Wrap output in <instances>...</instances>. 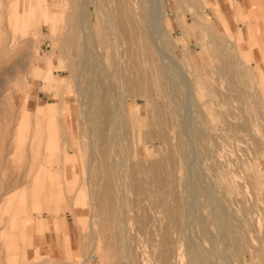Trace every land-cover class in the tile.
Returning <instances> with one entry per match:
<instances>
[{
	"label": "rangeland",
	"instance_id": "rangeland-1",
	"mask_svg": "<svg viewBox=\"0 0 264 264\" xmlns=\"http://www.w3.org/2000/svg\"><path fill=\"white\" fill-rule=\"evenodd\" d=\"M11 1L0 0V160L8 154V165L1 166L0 163V176L6 179L4 189L0 190L3 194L0 198V264H57L56 258L43 256L34 250L31 237L26 246L23 244L20 239L22 219L27 224V227L25 224L22 228H27L28 236H33V222L39 217L44 219L52 216L55 221L64 223L61 214L66 212L70 213L71 221L79 234V241L72 247L78 250L77 254L71 257L68 252L63 253L70 264H82L86 259H89L88 264H124L114 251L109 250V240L101 234V218L91 217L92 210L89 205L77 207L75 216L70 211L74 193L67 192L66 195L60 167H48L46 177L51 187L63 195L65 201L62 206L52 201L49 209L43 210L42 213L28 212L30 202L25 183L32 175H27L29 155L24 163L16 162V128L25 113L24 136L27 135L29 143L33 142L37 146L42 143L40 148L43 151L48 133L36 131L33 117L36 107L31 108L28 105V96L32 92L38 93L42 90L53 92L58 97L62 111L57 113L56 117L50 110V113L40 117L39 126L51 124L54 131L58 130L60 133V119L65 131L64 138L75 147L78 146L77 138L81 134L80 96L75 90L77 85L72 73L76 72V69L79 70L83 60L72 41L73 34L65 41L63 38L54 41L50 24L38 23L42 16V5H38L37 11H34L29 19L30 25L26 26L27 12L36 0H24V11L22 8L19 10L21 16L18 25L13 18L10 19V10H15ZM61 1L65 0H46V4H53L58 8ZM156 4L158 5L155 1L148 3L152 12L147 14L148 21H144L142 25L153 30L164 25L170 38L178 45L169 52L172 59H169L168 63L176 69L178 75L188 76L195 84L189 91H184L180 104L164 88V78L156 80L150 91L145 85L137 88V91L134 89L125 92V110L129 100L133 113L129 116L131 123L127 125L124 135L135 148V155L146 167L156 161L163 163L170 183L162 189L160 194L164 197L157 206L151 204L150 196L135 194V189L129 181V184L125 185L126 190L124 189L126 201L128 198V204L125 201L127 213L124 217L131 221V227L135 225L136 228L139 224L137 212L143 207L156 206L162 217H165L163 225L170 231L173 239V246L169 251L172 263L188 264L189 242H200L199 245H202L203 249H212L210 235L216 236L218 233L214 218L222 215L221 218L233 216L241 226L243 225L238 228L243 233L241 246L232 247L220 242L217 248L228 250L231 257L229 264H264V75L258 74L264 71L263 56L258 59L250 53L241 35L239 37L226 27H216L202 10L207 5L199 0H165L164 20L159 16ZM91 9L93 11L90 14V22L94 25L96 33L100 34L97 12L93 6ZM68 13L69 9L66 14ZM67 15L63 16L60 24H67ZM74 35L82 38L80 27L76 28ZM12 40H17V43L10 44ZM119 40L124 52V68L134 74H152L159 71L157 68L161 67L157 59L150 58L140 48L133 53L127 52L126 42L122 37ZM42 57L46 59L48 66L54 68L55 78L51 82H46L35 72ZM187 94L189 98L191 95V100L186 97ZM45 104L48 109L51 105L56 106L57 101ZM178 108L183 110L184 125L177 121ZM196 130L201 132L200 138L195 136ZM67 140H64L63 148L66 150V161L71 165L68 177L73 178L78 172L81 181L77 187L87 192L86 173L78 163L76 165L73 162L77 154L75 150L67 147ZM81 163L84 167L83 158ZM197 180H203L205 187L207 186L203 193L192 189V182ZM186 189L192 191H188V197ZM41 197L38 193V202ZM53 198L54 194L52 200ZM60 206L61 211L54 215L55 209ZM187 206L191 210L189 214L193 213L194 217L185 213ZM38 208H35V212H38ZM171 209H175V212H170ZM26 213L31 217L21 219V215ZM196 214L206 218L207 232L195 222ZM190 217H193L192 221H189ZM112 231V228L108 229L105 234L109 236ZM139 236L140 246L136 245L140 256L139 263L160 264L161 249H165L160 245L159 236L157 239L155 235L143 232ZM96 243L97 249L94 248Z\"/></svg>",
	"mask_w": 264,
	"mask_h": 264
},
{
	"label": "bare ground",
	"instance_id": "bare-ground-1",
	"mask_svg": "<svg viewBox=\"0 0 264 264\" xmlns=\"http://www.w3.org/2000/svg\"><path fill=\"white\" fill-rule=\"evenodd\" d=\"M12 1V8L15 10H12L14 13L10 10L12 13L10 19L13 18L14 22L16 21L15 23L17 24L18 19L21 16V11L19 10L22 8L24 11L23 3L26 1ZM65 1H67V3ZM65 1H61L57 8L53 4L48 6L46 4V0H36L33 7H31V9L29 8L30 10L27 12L28 20L25 22L27 26L29 24L28 22L30 17H32V13L37 11L38 5H42L43 10L40 12L42 16L38 23L48 22L50 24L51 36L54 41L62 38V40L65 41L67 40V37H71L73 34L74 38L72 41L83 60L80 64L79 70L77 71L76 69V72L73 71L72 73L77 85V89L75 90H77L79 93L78 95L80 96L79 110L81 113V134L77 138L79 140L78 146L76 144L77 147H75L72 142L67 140L66 137L64 138L63 133L65 134V131L63 130V125L59 116L60 133L58 130L55 132L51 124H48V126L46 124L44 127H40L39 119L41 116L47 115L51 112L50 110H52L54 116L56 115L57 117V113H61L62 108L59 101H57L56 106H52L50 104L51 107L48 109H46L45 103L38 104L35 106L36 111L33 114V117L35 118V129L40 133H48L46 146L42 151L40 148L42 143H39L40 145L38 144V146L33 142L29 143L27 135L26 137L24 136L23 119L25 117V113L22 115V118L18 123V127L16 128L17 136L15 138L14 148H16V162L18 163H24L27 159V155H29L27 175H32V178H30V176V180H27L25 183V186L28 188V198L30 202V211L28 210V212H33L35 214L42 213L43 210L49 209L52 201L57 202L62 206V202L65 201L63 195L61 193H57L51 187V184L47 181L46 177V170L48 167L58 166L62 170L64 191L66 195L74 193L73 203L70 208L72 214L75 216L77 207L89 205L92 210L91 217L101 218V234H104V236L109 240V250L111 249L114 251V253L124 261V264H140V256L137 252L138 249L136 245H138V247L140 246L138 244L140 241L139 234L142 232L146 234H153L156 238L159 236L160 245L165 249L163 250L159 246L162 250L159 263L173 264L169 252L170 247L173 246V239L170 231L164 227L165 225H163V219L165 217H162V213L155 208L156 206L151 208L143 207L141 210L139 208V212L136 211L139 213V224L136 228H134L135 225L134 227H131V221L125 219L124 217V214L127 213L125 212V185H127L129 181V183L133 186L132 188L135 189L134 193H137L138 195L142 194V197H144L143 194H146V197L150 196L152 198L151 204L153 205H157L162 201L164 195L162 196L160 193L162 189L168 187L170 183L168 180V172L166 173L164 170L162 165L163 163L156 161L152 162L149 167H146L140 161L138 156L135 155V148L129 143L128 139L124 135L127 125L131 123L129 116H132L133 113L131 110V102L129 100L127 102L128 108L125 110V92L134 89L137 91V88L140 89L145 85L147 86L148 91H150L153 89V85L156 80L164 78V88L177 101V103L180 104V99L182 98L184 91H189L190 87L195 84H193V80L188 76L178 75L176 69L168 63V60L172 59L169 52L176 49L178 45L172 38H170L164 25L162 24L154 30L149 26L143 27L142 25L144 21H148L146 17L147 14L152 12L150 11V9L152 10V7L149 8L150 4L148 5L149 2L155 1L158 3V5L156 4L158 6L156 8L160 13L159 16L161 18L163 17L164 20L165 0ZM199 1L206 5L208 4L207 0ZM91 6H93L94 11H96L98 15L100 34L96 33L94 25L90 22V14L93 11ZM155 6L153 7L155 8ZM67 9H69L68 15L66 14ZM65 15H67V20L65 21L67 24L62 25L60 22L63 20V16ZM79 27L80 31H82V38L80 39L74 35L76 28L79 29ZM157 29L158 31H156ZM155 32L157 33L155 34ZM121 37L127 44V52L133 53L140 48L144 50L150 58L157 59L161 67L159 69L157 68L159 71L152 74L151 72L150 74L145 72H138L137 74H134L133 72L128 71L127 68H124L122 63L124 52L123 49H121V43L119 40ZM13 40L10 41L12 42L10 43L12 45L15 42L17 43V40ZM69 41L71 40L69 39ZM9 45L6 46L7 49L9 48ZM168 65L170 67L169 69ZM35 72L44 78L46 82H51L55 78L54 68L48 66L44 57L40 59ZM60 93L61 95L64 94L61 89ZM186 97L189 98V95L187 94ZM189 99L191 100V95ZM182 111L183 110L180 108L176 110L177 121L184 125L182 120ZM6 129L8 130L7 126ZM36 131L33 133L34 137L36 136ZM195 136L200 138L201 132L196 130ZM42 139L44 138L42 137ZM64 140H67V147L69 146L68 148L75 150L77 154L73 162H75L76 165L78 163V165L82 167V171L86 173L85 182L88 193L85 189L77 187L81 181L78 172H76V175L73 176V178L68 177L69 171H71V165L66 161V150L63 148L65 144ZM7 155L1 158V166L8 165ZM81 158L84 159V167L82 166ZM145 162V164H147V161ZM4 179V177L0 176V190L5 187L6 179ZM203 180L192 182V189H194V191L197 190L196 192L203 193L207 187H205ZM188 184H190V182ZM51 188L52 192H50ZM212 188L213 187H211V190ZM190 189H186L187 197L192 192V189ZM188 191L191 192L189 193ZM38 193L42 196L40 202L37 201ZM52 194H54L53 200ZM2 195L3 194L0 193V198ZM87 196L88 200H86ZM139 200L140 199H138V201ZM147 200L149 199L147 198ZM127 202L128 198L126 204H128ZM37 206L39 207V210L38 212H35V208L37 209ZM61 206L59 209H55L53 214L57 215L62 209ZM188 206L184 209L185 213L188 214V216H193V213L189 214L191 210ZM170 212H175V209H171ZM215 212L216 211L214 210V213ZM27 215V213L25 215H21L20 218L22 219ZM193 217H190L189 221H192L191 219ZM221 217H223V215ZM221 217L219 216L214 218L218 233L216 236L210 235L213 246L212 249H203L204 247L199 245L200 242L197 243L189 240L190 242L187 246L188 264H229L231 257L228 250L226 248L219 249L217 246L220 242H224L232 247H240L243 233L240 232L238 228L243 225L241 226L240 222L233 216L228 218ZM194 220L204 231H208L207 221L204 216L197 215ZM25 224L26 223H24L22 219V227ZM111 228L113 230L112 234L107 236L105 231ZM95 239L97 242V238ZM188 239L191 238L188 237ZM96 247L97 243L94 248ZM146 259H148V257ZM88 262L89 259H86L82 264H88ZM144 263H146V261Z\"/></svg>",
	"mask_w": 264,
	"mask_h": 264
},
{
	"label": "crops",
	"instance_id": "crops-1",
	"mask_svg": "<svg viewBox=\"0 0 264 264\" xmlns=\"http://www.w3.org/2000/svg\"><path fill=\"white\" fill-rule=\"evenodd\" d=\"M207 3L202 10L216 27L223 29L226 27L239 37L241 35L243 42L247 43L248 51L256 58L261 59L263 56L264 59V0H207ZM258 74L264 75V71ZM55 101H58V97L49 91L32 92L28 96V105L31 108L41 103ZM61 216L64 217V223L48 216L44 217L47 223L45 224L44 219L39 217L33 222V236L32 234L28 236L27 228H21L20 239L26 246L31 237L37 253L56 258L57 264H70L63 253L68 252L71 257L77 254L78 250L72 247L79 241V234L74 222L71 221L70 213H62ZM25 226L27 227V224Z\"/></svg>",
	"mask_w": 264,
	"mask_h": 264
}]
</instances>
